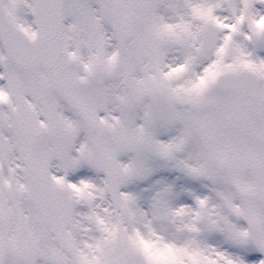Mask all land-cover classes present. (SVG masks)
I'll list each match as a JSON object with an SVG mask.
<instances>
[{"label":"snow or ice","instance_id":"1","mask_svg":"<svg viewBox=\"0 0 264 264\" xmlns=\"http://www.w3.org/2000/svg\"><path fill=\"white\" fill-rule=\"evenodd\" d=\"M0 264H264V0H0Z\"/></svg>","mask_w":264,"mask_h":264}]
</instances>
